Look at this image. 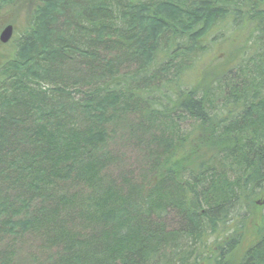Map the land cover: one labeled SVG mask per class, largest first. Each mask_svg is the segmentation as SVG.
<instances>
[{
    "label": "trees",
    "instance_id": "1",
    "mask_svg": "<svg viewBox=\"0 0 264 264\" xmlns=\"http://www.w3.org/2000/svg\"><path fill=\"white\" fill-rule=\"evenodd\" d=\"M194 2L204 11L196 27L166 17L178 7L193 12ZM192 3L0 0V14L17 10L27 22L0 62V234L43 229L61 245L53 264H152L180 236L191 238L189 254L165 257L167 264H264V231L237 261L240 232L230 225L235 209L245 210L244 200L264 190V139L248 126L256 92L249 74L256 66L264 74V0ZM229 15L248 27L246 47L233 57L238 40L228 45L229 37L221 38L224 67L210 65L214 74L205 77L199 69L188 86L180 76L188 57ZM147 19L161 24L157 33L142 29ZM126 65L136 68L113 76ZM163 72L165 84L157 85ZM72 85L84 96L72 98ZM131 115L138 122L122 125ZM179 118L196 124L173 136ZM121 132L150 155L147 184L129 171L120 180L111 177L116 158L109 144ZM67 181L76 187L61 193L59 183ZM89 182L91 193L83 185ZM155 192L172 196L162 208L178 209V228L168 231L155 209L143 211ZM88 196L92 204L127 211L131 221L120 226L98 210L81 209L80 199ZM31 206L34 211L24 213ZM78 220L85 225L75 231L83 223ZM180 250L177 255L185 253ZM7 252H0V264L10 263Z\"/></svg>",
    "mask_w": 264,
    "mask_h": 264
},
{
    "label": "rangeland",
    "instance_id": "2",
    "mask_svg": "<svg viewBox=\"0 0 264 264\" xmlns=\"http://www.w3.org/2000/svg\"><path fill=\"white\" fill-rule=\"evenodd\" d=\"M185 1V0H184ZM195 0H189V4H193L192 2ZM195 3V10L193 12H188L187 10H183V8H179V10H172L168 9V14L166 15L167 18L171 19L172 21L176 22L179 26H182L184 28L188 27L189 29L192 27L197 26V22H203V16L199 12V8L202 7L200 3ZM169 7H175V6H169ZM185 8H187L185 6ZM199 15V16H198ZM226 20L219 21L216 23L210 33L203 39L200 44H197L196 51H193L191 55L188 57L187 64L189 67L185 70V72L181 73V78L183 77L185 83H187L188 86L192 85L197 77V73L199 72V69H202V75L201 77H205L208 72L213 73V71H210L212 69L211 66H216L215 69H219L220 67H224L222 63L227 62L228 53L226 52L225 46L222 44L221 38H228L229 42H227L228 45L232 44L231 41L236 42L238 40L237 44H239V47L235 45V54L233 57H240L243 49L246 47V39H247V26H244L243 21H241L237 16L229 15L225 18ZM244 20V18H242ZM25 15L20 14L17 12V10L12 11L10 14H0V36L3 30L8 25H13L14 27V34L12 36V42L9 43H2L0 41V62L3 59V57L6 55H10L16 46V40L19 39V35L21 31L25 28V25L27 24ZM159 26L161 27V24L158 23L155 20L147 19L145 22L142 23L141 27L142 29H146L148 32L150 31L152 33V29L154 30V33H157L159 30ZM156 35H153L155 37ZM153 37L151 39H153ZM244 37L243 39L239 40L240 38ZM234 61V59L232 60ZM232 63V62H230ZM160 67V66H159ZM257 67V66H256ZM251 69L250 75V83L256 90L254 96L255 100L254 104L252 105L251 112H250V119L252 120L248 123V126L250 128H253V126L257 127L259 137L264 139V74L262 71H260L257 68ZM136 68L135 65H126L121 66L119 69V73L115 72L113 76H117L120 73L130 74L132 70ZM157 66H153L152 69H157ZM214 70V69H213ZM175 71L173 69L171 71V74ZM177 74L174 75V78L176 79ZM168 76V73L165 74L163 72L162 74V81H159L158 84H162V82L166 81V78ZM153 84L154 82H150ZM47 87L48 82H46ZM165 84V82H164ZM73 88H71L72 98L79 99L80 96H84V94L81 92L82 88L79 89L72 85ZM84 91H88V88L83 87ZM224 98L218 99V101H214L217 106L222 105V101ZM213 101V99H211ZM178 124V131L175 135L179 134H188L196 124L194 120L191 119H175ZM138 120L134 116H128L126 120L122 121L123 124H130V123H136ZM111 129L115 128L113 126L110 127ZM117 128V127H116ZM256 130V131H257ZM193 133V131H192ZM186 134V135H187ZM126 138V140L123 137ZM148 140V138H147ZM129 137L126 134V136L121 132L118 134V136L115 139H112L109 147L110 150L113 151V154L116 158L115 161L112 162L110 165L109 173L111 174V177L116 180H120L121 173L124 172L125 174L132 173V177L138 179V184H144L148 183L145 178L148 176V170L150 166L148 167L147 160L150 158V155L147 154L144 155L143 150L139 148L140 145H133L129 144ZM149 144V143H148ZM151 145V144H150ZM154 145V144H153ZM156 146V145H154ZM152 146V147H154ZM157 148V146H156ZM142 170H145L142 172ZM140 174V176H139ZM144 174V175H143ZM59 185L63 186V189L61 193L66 192V189L70 190L72 186L75 188V184L73 181H67V182H60ZM86 188L87 187H95L91 182L89 184H83ZM82 185V188H83ZM58 189V188H57ZM150 189V188H149ZM87 192L91 193V190L87 188ZM88 195V194H87ZM91 196L88 197H82L80 199L81 204H79L80 208L83 207L87 210L90 208L92 212L97 210L100 215V217H105L108 220L116 219V222L119 223L118 225L122 226L127 225L128 222L131 221L129 219V214L127 211H121L117 210L115 205L112 204H104L99 206V202H95L92 204V198ZM172 196L168 193H161V192H155L148 200H146L145 207L143 208V211H146L148 209H155L154 210V217L161 219H158L159 221H165L166 223V229L168 231H171L172 229H176L179 227V215H178V209L174 207V209L170 208L167 210L162 208L163 202H165L168 199H171ZM43 198H41L40 202L42 203ZM102 200V199H101ZM133 201V200H132ZM135 205L133 202H129L128 205ZM185 204V203H184ZM244 209L245 210H237L233 212V222L230 223L233 227H236L238 232H240V238L241 242L236 249L234 253L233 260H239L240 257L244 254V252L247 250L249 246H252L256 240L258 239V236L264 231V190L260 191L256 196L250 198H246L243 202ZM54 205V201H52V204ZM118 206H122L118 204ZM134 206H129L130 209H132ZM162 208V209H161ZM34 211V206H31L30 209L25 210L24 213H32ZM85 211V209H84ZM247 211V214L245 213ZM160 215V216H159ZM28 215L26 214V217ZM77 222V221H76ZM79 225L83 222L78 220ZM90 223L94 224L95 222ZM89 222L86 223V227ZM85 225L83 222L80 227L77 228L75 231L81 230V228ZM72 228V227H70ZM89 228H91L89 226ZM88 228V229H89ZM3 235L2 239H0V252H6L11 253L10 258L11 261L9 264H53V260L56 259L55 255L60 252L61 245L58 246L55 245V243H52V239L44 235L43 229L40 231H31L24 234L19 235ZM0 234V235H1ZM217 235V233H216ZM214 239V235L209 236L207 240L211 243ZM170 240V239H169ZM191 238L180 236L178 239L172 241H169V245L165 249H161V253L158 254L155 259L154 263L157 264V262L161 264H167L168 258H173V261H177L181 259L184 255L189 254V245L191 243ZM57 241V240H56ZM82 247L85 246V244L81 245ZM63 247V246H62ZM187 254L177 253L183 250ZM6 262V261H4Z\"/></svg>",
    "mask_w": 264,
    "mask_h": 264
},
{
    "label": "water",
    "instance_id": "3",
    "mask_svg": "<svg viewBox=\"0 0 264 264\" xmlns=\"http://www.w3.org/2000/svg\"><path fill=\"white\" fill-rule=\"evenodd\" d=\"M14 33V27L13 25H8L3 32L1 33L0 40L3 43H7L11 40Z\"/></svg>",
    "mask_w": 264,
    "mask_h": 264
},
{
    "label": "flooded vegetation",
    "instance_id": "4",
    "mask_svg": "<svg viewBox=\"0 0 264 264\" xmlns=\"http://www.w3.org/2000/svg\"><path fill=\"white\" fill-rule=\"evenodd\" d=\"M35 1V0H34Z\"/></svg>",
    "mask_w": 264,
    "mask_h": 264
}]
</instances>
